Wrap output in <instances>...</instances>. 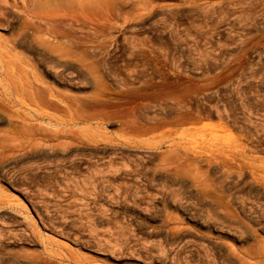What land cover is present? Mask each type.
I'll return each instance as SVG.
<instances>
[{
    "label": "rangeland",
    "instance_id": "rangeland-1",
    "mask_svg": "<svg viewBox=\"0 0 264 264\" xmlns=\"http://www.w3.org/2000/svg\"><path fill=\"white\" fill-rule=\"evenodd\" d=\"M0 106V264H227L264 216V0H0Z\"/></svg>",
    "mask_w": 264,
    "mask_h": 264
},
{
    "label": "bare ground",
    "instance_id": "bare-ground-1",
    "mask_svg": "<svg viewBox=\"0 0 264 264\" xmlns=\"http://www.w3.org/2000/svg\"><path fill=\"white\" fill-rule=\"evenodd\" d=\"M32 41L34 42V40ZM37 44L38 43H36V45ZM37 46L39 47V45ZM44 49L47 50V48H44ZM9 82L12 87H15V83H16L15 79L13 80L12 77H10ZM10 116H7L8 119ZM14 119L15 117L13 119L10 118L9 120L14 121ZM7 123L9 125L10 122H7ZM17 123L20 126V123L19 122ZM1 124H5V123H1ZM22 124H25V123L21 122V125ZM5 125L7 126V124ZM12 126L14 125L12 124ZM36 146H39V145H36ZM220 220H221L220 227L218 226L219 231L222 234L231 235V238H230L231 241L238 240V241H241L243 244V246L241 247H236L231 242H224L225 240L224 241L222 240V242L218 244V247H219L218 250L225 256L227 264H264V238H263L264 236L263 237L262 235L260 236V232L264 231V216L262 215H238L234 213L231 215L227 214V216L225 215L221 217Z\"/></svg>",
    "mask_w": 264,
    "mask_h": 264
}]
</instances>
